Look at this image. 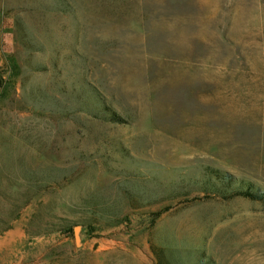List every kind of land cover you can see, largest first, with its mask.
<instances>
[{
  "label": "rangeland",
  "instance_id": "rangeland-1",
  "mask_svg": "<svg viewBox=\"0 0 264 264\" xmlns=\"http://www.w3.org/2000/svg\"><path fill=\"white\" fill-rule=\"evenodd\" d=\"M0 77V264H264V0H0Z\"/></svg>",
  "mask_w": 264,
  "mask_h": 264
},
{
  "label": "trees",
  "instance_id": "trees-1",
  "mask_svg": "<svg viewBox=\"0 0 264 264\" xmlns=\"http://www.w3.org/2000/svg\"><path fill=\"white\" fill-rule=\"evenodd\" d=\"M0 80H1V77H0ZM110 117H109V121H111V122H120V120L121 119H119V117L116 115V114H114V113H110V115H109ZM242 195H244V196H247V197H254V195H252L250 192H243L242 193ZM256 196V195H255ZM256 198H258V199H264V194H261V195H259V196H256Z\"/></svg>",
  "mask_w": 264,
  "mask_h": 264
}]
</instances>
